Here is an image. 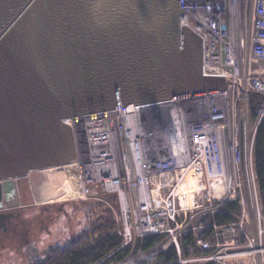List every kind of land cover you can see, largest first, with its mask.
Instances as JSON below:
<instances>
[{
    "label": "built area",
    "instance_id": "built-area-1",
    "mask_svg": "<svg viewBox=\"0 0 264 264\" xmlns=\"http://www.w3.org/2000/svg\"><path fill=\"white\" fill-rule=\"evenodd\" d=\"M179 2L184 9L181 25L203 38V74L225 76L231 80L228 89L124 107L121 103L65 119L74 131L77 158L47 169L61 170L66 184L47 200L93 202L113 210L120 224L119 248L166 235L148 250L150 256L169 245L180 254V238L201 228L194 225L196 218L236 203L242 208L236 223L213 222L216 240H198L200 250L212 252L180 256L178 262L245 264L236 260L250 257L249 264H254L264 252L262 245L254 248L264 230L244 203L236 202L231 177L243 172L244 163L253 168L255 133L264 115L263 102L252 137L245 119L239 124L236 116L238 110L249 116L251 91L264 100V0Z\"/></svg>",
    "mask_w": 264,
    "mask_h": 264
},
{
    "label": "water",
    "instance_id": "water-1",
    "mask_svg": "<svg viewBox=\"0 0 264 264\" xmlns=\"http://www.w3.org/2000/svg\"><path fill=\"white\" fill-rule=\"evenodd\" d=\"M179 0H0V208L77 158L65 119L226 90Z\"/></svg>",
    "mask_w": 264,
    "mask_h": 264
},
{
    "label": "trees",
    "instance_id": "trees-1",
    "mask_svg": "<svg viewBox=\"0 0 264 264\" xmlns=\"http://www.w3.org/2000/svg\"><path fill=\"white\" fill-rule=\"evenodd\" d=\"M263 95L251 91L249 93V122L250 127L254 128L263 106ZM253 169L256 177L257 191L264 213V115L257 126L254 144H253ZM86 202V201H84ZM91 206H99L93 202H86ZM103 205H101L102 207ZM105 207V206H103ZM227 210L214 214L203 215L195 219L193 222L201 228L195 231L189 230L187 234L180 238L181 253H178L174 245H169L166 249L158 253L146 257L144 259L131 262L129 264H221L216 261H187L178 262L180 256L184 259L190 257H199L208 255L212 250H200L198 240L203 238L211 242L216 240V234L211 224L216 222L219 225L228 223H236L240 206L231 204L226 207ZM166 239V235H151L143 239H138L135 244H130L119 248L122 244V238L118 233L117 225L113 214L109 211L97 212L95 218L79 233L70 237L64 244H56L45 249V257L43 259H34L28 264H108L111 262H119L124 260L130 252L134 250L148 251L155 248ZM243 241L245 238L243 237ZM188 246L194 248L193 252H189Z\"/></svg>",
    "mask_w": 264,
    "mask_h": 264
},
{
    "label": "rangeland",
    "instance_id": "rangeland-1",
    "mask_svg": "<svg viewBox=\"0 0 264 264\" xmlns=\"http://www.w3.org/2000/svg\"><path fill=\"white\" fill-rule=\"evenodd\" d=\"M237 122L240 124L242 119H245V124L247 125L248 136L252 137L255 133V129L250 127L249 123V116L248 114L246 117L241 116V112L238 110L236 113ZM239 175L236 177H231L234 181V186L236 187V202H243L246 210L248 211L249 202H248V193L245 184V178L242 171L238 173ZM250 175L252 178V184L254 187V195H255V208L256 210V217L254 219L259 220L261 223V228L264 230V213H263V205L261 203L259 193L257 191L256 185V177L253 171V168H250ZM34 190L36 193L37 202L32 206L30 210V214L28 213L25 216V223L21 224L17 233L21 234V241H28L31 242V246H35L38 242L39 246L36 252L34 253L33 259H43L45 257V249L52 245L56 244H64L66 243L71 236L79 233L83 228H85L94 218L97 212L102 211H109L113 214L118 233L120 231V224L117 220V216L113 210L109 209L108 207H101L99 206H91L90 204L84 201H65V200H56L53 201L47 200L48 195L54 196L59 194L60 190L66 185L64 183V175L61 170L53 169V170H42L32 172L30 174ZM48 178L50 180H48ZM46 200V201H45ZM60 204H65L62 211H58V206ZM241 205V204H240ZM46 206H54V211H44V207ZM240 212L237 215L238 219L240 217ZM24 219V218H23ZM30 230V233L33 231V236L36 240H34L33 236L28 237L26 232ZM250 229H247L249 232ZM38 233V236H37ZM35 234V235H34ZM251 237H254L253 234L249 233ZM36 242V243H35ZM132 244H135L133 242ZM37 245V244H36ZM264 246V232L262 237L257 239V244L255 243V247ZM133 250L130 254L122 261L114 262L115 264H129L131 262H135L146 257H149L148 251ZM14 253V250H12ZM11 255V253H9ZM261 255H256V261L254 264H264V252L259 253ZM263 254V255H262ZM9 256H5L4 259L6 261H1L0 264H28L32 261V258H16L13 260L8 259ZM251 258L250 257H242L237 259L238 263H245L249 264Z\"/></svg>",
    "mask_w": 264,
    "mask_h": 264
},
{
    "label": "flooded vegetation",
    "instance_id": "flooded-vegetation-1",
    "mask_svg": "<svg viewBox=\"0 0 264 264\" xmlns=\"http://www.w3.org/2000/svg\"><path fill=\"white\" fill-rule=\"evenodd\" d=\"M17 190L9 198H3L0 208V245L6 244V237L11 231H17L21 224L25 223L23 210H31L37 202L36 193L31 176H27L17 181ZM65 204L58 206V211H62ZM54 211V206L44 207V211ZM24 218V219H23Z\"/></svg>",
    "mask_w": 264,
    "mask_h": 264
},
{
    "label": "crops",
    "instance_id": "crops-1",
    "mask_svg": "<svg viewBox=\"0 0 264 264\" xmlns=\"http://www.w3.org/2000/svg\"><path fill=\"white\" fill-rule=\"evenodd\" d=\"M25 211L24 213H29L30 214V210H23ZM26 235L28 237L33 236V231L32 233H30V230H28L26 232ZM35 235V234H34ZM4 236L6 237V244H1L0 245V262L1 261H6L7 259H4L5 256L9 260H13L16 258H21V257H26V258H32L34 256V253L36 252V250L38 249L39 243L35 242V246H31L30 243L32 242H28V241H21V237H23L21 234L17 233V231H11L8 234H4ZM38 236V233H37ZM34 238V236H33ZM34 240H36L34 238ZM12 250H14V253L12 252ZM11 253V255L9 254ZM36 259V258H34ZM33 259V260H34ZM31 262V261H30Z\"/></svg>",
    "mask_w": 264,
    "mask_h": 264
},
{
    "label": "bare ground",
    "instance_id": "bare-ground-1",
    "mask_svg": "<svg viewBox=\"0 0 264 264\" xmlns=\"http://www.w3.org/2000/svg\"><path fill=\"white\" fill-rule=\"evenodd\" d=\"M243 174L245 178V184L247 188V193H248V202H249V207L248 211L251 215V217L254 219L256 217V208H255V195H254V187L252 184V178L250 175V166L244 163L243 165Z\"/></svg>",
    "mask_w": 264,
    "mask_h": 264
}]
</instances>
